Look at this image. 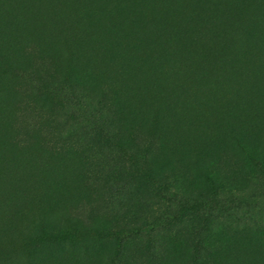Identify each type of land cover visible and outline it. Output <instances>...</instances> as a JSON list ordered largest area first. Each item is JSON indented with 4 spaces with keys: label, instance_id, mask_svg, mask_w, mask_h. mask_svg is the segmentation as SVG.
I'll list each match as a JSON object with an SVG mask.
<instances>
[{
    "label": "trees",
    "instance_id": "trees-1",
    "mask_svg": "<svg viewBox=\"0 0 264 264\" xmlns=\"http://www.w3.org/2000/svg\"><path fill=\"white\" fill-rule=\"evenodd\" d=\"M74 114L80 133L61 123ZM1 124L0 222L15 229L0 264H35L23 239L48 220L87 263L88 240L159 226L124 227L123 166L201 164L223 186L244 158L264 170V0H0Z\"/></svg>",
    "mask_w": 264,
    "mask_h": 264
},
{
    "label": "rangeland",
    "instance_id": "rangeland-1",
    "mask_svg": "<svg viewBox=\"0 0 264 264\" xmlns=\"http://www.w3.org/2000/svg\"><path fill=\"white\" fill-rule=\"evenodd\" d=\"M243 94L246 100L259 97L253 89H246ZM3 104L10 112L15 110V105L8 99H4ZM76 115L65 120L62 117L61 123L66 129L80 133L77 128L81 118ZM13 118L11 114L8 116L10 121ZM5 132L1 124L3 139ZM21 139L25 151L31 133L24 131ZM251 142L257 145L256 138ZM1 146L0 155L3 152ZM146 158L144 163L140 159L133 166L121 168L128 172L123 190L122 221L126 224L124 227L128 223L137 225L147 221L145 225H159L154 226L155 230L146 231L142 237L127 236L121 245L115 239L88 240L86 247L92 252V258L84 263L80 258L82 247L62 239L59 233L53 238L54 232L65 231L54 220H48L44 232H28L23 239L24 245L26 242L32 244V263L109 264L119 250L116 264H264V170L260 171L261 158L257 165L245 158L240 160L235 167L241 172L229 168L223 170L228 185L236 178L244 181L238 193L219 183L211 170L201 164L187 170L166 167L162 161ZM4 161L5 158L2 163ZM9 164H13L12 160ZM251 173L257 175L252 182ZM7 189L13 192L15 186L8 184ZM180 192L182 195H178ZM166 214L167 219L160 220ZM79 221L86 228L97 224L96 219L83 215ZM14 229L11 222H0L1 237L13 238Z\"/></svg>",
    "mask_w": 264,
    "mask_h": 264
}]
</instances>
